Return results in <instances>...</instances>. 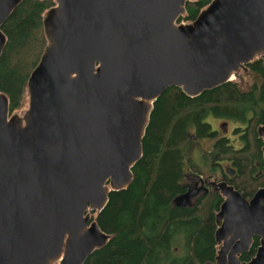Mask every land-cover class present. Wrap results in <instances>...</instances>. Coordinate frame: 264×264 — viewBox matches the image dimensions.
<instances>
[{
	"label": "water",
	"instance_id": "water-1",
	"mask_svg": "<svg viewBox=\"0 0 264 264\" xmlns=\"http://www.w3.org/2000/svg\"><path fill=\"white\" fill-rule=\"evenodd\" d=\"M22 1L0 0V58L1 27ZM192 1L54 0L27 109L11 113L0 92V264H84L111 238L92 215L131 184L161 95L174 87L193 99L255 59L264 68V0H211L177 23ZM256 133L264 142V124ZM206 184L223 198L215 264H264V186L247 200L225 182ZM254 238V255L240 261Z\"/></svg>",
	"mask_w": 264,
	"mask_h": 264
},
{
	"label": "trees",
	"instance_id": "trees-1",
	"mask_svg": "<svg viewBox=\"0 0 264 264\" xmlns=\"http://www.w3.org/2000/svg\"><path fill=\"white\" fill-rule=\"evenodd\" d=\"M210 1L187 3L186 14L177 23L192 22ZM54 5V0H23L1 27L7 42L0 58V92L8 97L11 113L27 107L26 81L47 44L42 21ZM244 76L252 78L246 89L241 81H231L191 99L172 87L155 102L131 184L110 193L106 207L95 216L111 238L84 264H215V214L222 196L210 192L187 206H176L174 200L190 187L185 178L191 180L189 170L197 169L190 150L203 139L212 143L208 154L213 166L219 168L218 163L225 161L235 172L229 178L221 172L222 180L245 199L264 186V142L256 133L264 124L262 61L249 63L241 79ZM208 116L242 126L233 129L239 134L238 148L211 129ZM257 246L254 238L240 260L248 261Z\"/></svg>",
	"mask_w": 264,
	"mask_h": 264
},
{
	"label": "rangeland",
	"instance_id": "rangeland-1",
	"mask_svg": "<svg viewBox=\"0 0 264 264\" xmlns=\"http://www.w3.org/2000/svg\"><path fill=\"white\" fill-rule=\"evenodd\" d=\"M181 23H187V22H181ZM242 76V71L239 73V75L236 77L238 79H233L232 81H237V82H242V85H244V89H246L248 87V85H250L252 83V78L250 76H244L241 79ZM27 109V107L25 109H23L20 112H16L19 115H22L24 113V111ZM227 123V127H226V136L230 139V141L234 140V136L231 134V131L233 128L236 127H240L239 124H234L232 122L229 121H222V120H218L215 119L211 116H208L206 118V123L210 124L211 128L213 131H216L219 133V136L223 135V128L221 127L222 123ZM238 141H235L234 143H231L234 145L235 148L239 147V143H237ZM211 147V142L208 140H199L194 142L193 147L191 149V159L193 160L195 166L197 167L196 170L192 169L189 170L190 173L195 174L196 176H198V171L203 172L204 176H209L211 175L212 179H221V173L218 167L216 166H211L213 159L210 156V154H208V151ZM222 169L229 167L225 161H222ZM213 169V170H212ZM185 171L188 173V169H185ZM197 171V172H196ZM195 181H199L198 179H194ZM185 182H188V179H185ZM199 182H198V186H199ZM96 214L94 213L92 215L93 218H95Z\"/></svg>",
	"mask_w": 264,
	"mask_h": 264
},
{
	"label": "flooded vegetation",
	"instance_id": "flooded-vegetation-1",
	"mask_svg": "<svg viewBox=\"0 0 264 264\" xmlns=\"http://www.w3.org/2000/svg\"><path fill=\"white\" fill-rule=\"evenodd\" d=\"M218 120H220V119H218ZM222 121H225V120H222ZM226 123V122H225ZM223 124V123H222ZM221 124V125H222ZM227 124V123H226ZM210 125V124H209ZM211 127V126H210ZM236 128H240L241 130L243 129L242 128V126L240 125V127H236ZM212 129V128H211ZM234 129V128H233ZM233 129H232V131H231V134L234 136V140L233 141H230V139L225 135L226 133H224V132H222L223 133V135L221 136V137H225L228 141H229V143H234L235 141H238L237 143H239L240 144V142H239V134H237V135H234L233 134ZM214 132H216V134L219 136V133L217 132V130L216 131H214ZM203 140H207V139H203ZM202 141V140H201ZM209 141V140H208ZM196 142V141H195ZM211 142V141H210ZM212 144V143H211ZM233 145V144H232ZM234 146V145H233ZM193 147V146H192ZM192 147H191V149H192ZM190 159H191V150H190ZM213 159V158H212ZM191 161L193 162V160L191 159ZM213 163H214V160H213V162H212V167H213ZM193 164H194V162H193ZM219 164V170H220V173L222 172V175L223 176H225L226 178H229V177H233V176H230L228 173H226V170L229 168V169H231V167L229 166V164L226 162V164L229 166V167H226V168H224V169H222V163L220 162V163H218ZM195 165V164H194ZM213 170V169H212ZM232 170V169H231ZM200 173H201V175H199L198 173V176H196L195 174H192V173H188V174H191V175H193V178H191V180L190 179H188V177H186L185 179H188V182H185V183H187V184H190V187H188L187 188V190L190 188V189H199V191L195 194V195H193V197L189 200V202H188V205H189V203H194V202H197V200L199 199V198H201V197H203L205 194H207V193H210V192H214L212 189H211V187L209 186V185H207L206 184V182L209 180V181H214V182H225V181H223L222 180V178L219 180V179H212L211 177H207V176H205V177H203L204 176V174H203V172H201L200 171ZM235 173V172H234ZM194 179H198L199 181H195ZM198 182L200 183L199 184V186H198ZM226 183V182H225ZM228 184V183H227ZM230 185V184H229ZM204 187V188H203ZM187 190H186V192H187ZM185 192V193H186ZM248 200V199H247ZM223 202V201H222ZM220 207V206H219ZM217 247H218V249H219V246L217 245ZM252 247V246H251ZM251 249V248H250ZM218 251V250H217ZM249 253V252H248ZM248 253H246V254H248ZM241 255H243V254H241ZM240 255V256H241ZM240 256H239V259H240ZM251 259V258H250ZM249 259V260H250ZM248 260V261H249ZM241 261V260H240ZM242 262H247V261H242Z\"/></svg>",
	"mask_w": 264,
	"mask_h": 264
}]
</instances>
